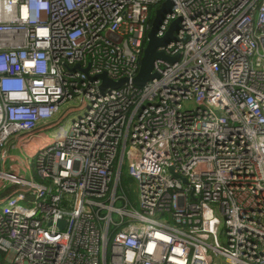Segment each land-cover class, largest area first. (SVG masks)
<instances>
[{
  "label": "built area",
  "instance_id": "1",
  "mask_svg": "<svg viewBox=\"0 0 264 264\" xmlns=\"http://www.w3.org/2000/svg\"><path fill=\"white\" fill-rule=\"evenodd\" d=\"M165 1L0 0V264H264V0H171L140 86Z\"/></svg>",
  "mask_w": 264,
  "mask_h": 264
},
{
  "label": "water",
  "instance_id": "2",
  "mask_svg": "<svg viewBox=\"0 0 264 264\" xmlns=\"http://www.w3.org/2000/svg\"><path fill=\"white\" fill-rule=\"evenodd\" d=\"M172 10V1L166 0L163 2L155 11L154 18L149 27L147 33V42L143 52V56L140 61V69L138 74L132 79V81L140 86L145 85L148 81L154 79L158 75L153 72L154 62L157 59H166L170 62H173L178 59L177 56H170L162 51H159L158 48L162 45L167 44L175 37V31L178 30L179 20H174L167 33L163 37L157 36L158 29L163 22L166 14ZM79 67V65H77ZM85 72L88 71V68L84 69ZM92 79H101L102 83L100 86L101 91H105L108 88H120L124 83L128 82V78H121L119 80H114L110 78L106 72L99 75L91 77ZM60 225L63 226V222H60Z\"/></svg>",
  "mask_w": 264,
  "mask_h": 264
},
{
  "label": "rangeland",
  "instance_id": "3",
  "mask_svg": "<svg viewBox=\"0 0 264 264\" xmlns=\"http://www.w3.org/2000/svg\"><path fill=\"white\" fill-rule=\"evenodd\" d=\"M77 105H78V103H75V102H67V103L63 104V105L61 106L60 114L65 113V111L68 110L70 107H73V108H74V107L77 106ZM60 114H59V115H60ZM74 115H76V113H72V114H70V115L66 118V121H65V123H66L65 128H67V130H70L71 123H72L73 119L76 118V116H74ZM58 118H59V116H57L56 118H54L53 121H56ZM51 134H52V133H51ZM30 164H31V167H32V169H31V171H30V174L36 175V171H35V163H34L32 160H30ZM128 196H129L130 200H131L133 203H135L134 205L136 206V208H139V207H140V206H139V193H138L137 185H135V189H134V191H133L132 193H129ZM118 205H119V204H118ZM222 262H223V264H225V263H224V259H222Z\"/></svg>",
  "mask_w": 264,
  "mask_h": 264
},
{
  "label": "trees",
  "instance_id": "4",
  "mask_svg": "<svg viewBox=\"0 0 264 264\" xmlns=\"http://www.w3.org/2000/svg\"><path fill=\"white\" fill-rule=\"evenodd\" d=\"M158 5H152L150 7L149 11V20H148V25L150 27L152 20L155 15V11L157 9ZM146 40H145V45H146ZM136 182L127 174L126 167H123L122 170V175H121V188L123 191L128 195L129 193H132L135 189Z\"/></svg>",
  "mask_w": 264,
  "mask_h": 264
}]
</instances>
